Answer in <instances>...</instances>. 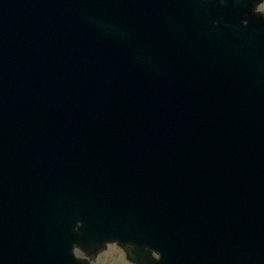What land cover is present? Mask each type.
I'll use <instances>...</instances> for the list:
<instances>
[{"label": "water", "instance_id": "obj_1", "mask_svg": "<svg viewBox=\"0 0 264 264\" xmlns=\"http://www.w3.org/2000/svg\"><path fill=\"white\" fill-rule=\"evenodd\" d=\"M261 2L0 0V264H264Z\"/></svg>", "mask_w": 264, "mask_h": 264}, {"label": "rangeland", "instance_id": "obj_2", "mask_svg": "<svg viewBox=\"0 0 264 264\" xmlns=\"http://www.w3.org/2000/svg\"><path fill=\"white\" fill-rule=\"evenodd\" d=\"M264 5L262 6V8ZM82 257V254L79 253ZM93 264H129L125 259L123 251L117 246H110L107 250L101 252L93 261Z\"/></svg>", "mask_w": 264, "mask_h": 264}]
</instances>
